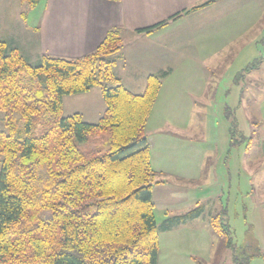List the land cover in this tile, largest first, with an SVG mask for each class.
Listing matches in <instances>:
<instances>
[{"label": "trees", "instance_id": "trees-1", "mask_svg": "<svg viewBox=\"0 0 264 264\" xmlns=\"http://www.w3.org/2000/svg\"><path fill=\"white\" fill-rule=\"evenodd\" d=\"M21 1L34 8L41 0ZM181 15L137 32L150 34ZM121 48L111 29L82 58L42 56L31 64L0 40V264H158L159 233L202 214L197 206L156 224L145 128L168 72L147 76L143 92L132 93L113 71ZM94 87L105 104L95 123L62 116L64 96ZM104 135L100 148H79ZM210 226L233 249L219 216ZM247 250L234 255L236 264L257 254Z\"/></svg>", "mask_w": 264, "mask_h": 264}, {"label": "rangeland", "instance_id": "rangeland-1", "mask_svg": "<svg viewBox=\"0 0 264 264\" xmlns=\"http://www.w3.org/2000/svg\"><path fill=\"white\" fill-rule=\"evenodd\" d=\"M9 2L6 0L4 4ZM19 3L24 5L22 17L29 14L34 18L39 12L38 5L29 9L21 0ZM15 28L1 26L0 32H14ZM251 29L257 30L256 27ZM259 40L255 50L253 42L244 44L242 39L235 46L234 54L210 56L208 64L219 66V71L210 72L203 67L201 73L189 76L191 80L187 89L177 83L181 77L177 74L169 81L173 90L162 81L163 88L154 102L148 128L156 126L155 121L160 116L167 118L172 109L173 116H180L181 109L195 135L185 143L200 150L201 168L193 181L199 184L194 187L172 181L168 182L170 186H163L168 194L166 201L172 205L154 209L156 224L194 209L197 199V204L204 209L197 220L159 233L158 264H236L234 255L246 246V255L257 251L248 264H264V34ZM23 50L32 58L36 55L33 47L25 46ZM42 56L45 55L38 56L36 61L26 58L35 64ZM253 65L256 68L247 71ZM180 86L182 92L178 90ZM170 91L173 107L169 100ZM181 99L183 104L178 106ZM62 103V116L80 113L86 123H95L105 110L98 87L88 93L64 96ZM161 125L156 127L171 128L169 122ZM232 125L237 133L233 134L231 141L229 130ZM0 129L4 130L1 121ZM107 138L104 135L91 139L79 148L85 152L100 148ZM153 141L154 137H148V143ZM181 189L191 190L184 193ZM217 216L229 227L233 249L224 248L220 237L211 229L210 220Z\"/></svg>", "mask_w": 264, "mask_h": 264}, {"label": "crops", "instance_id": "crops-1", "mask_svg": "<svg viewBox=\"0 0 264 264\" xmlns=\"http://www.w3.org/2000/svg\"><path fill=\"white\" fill-rule=\"evenodd\" d=\"M5 1L0 3V28H16L14 32H0V40L14 45L30 61H36L40 55L66 60L82 58L99 46L109 30H118L122 48L113 71L136 94L143 92L147 76L166 71L163 83H167L169 90H173L169 81L176 74L181 76L177 83L187 89L189 76L201 73L203 67L210 72L219 71V66L208 64L210 56L234 54L242 39L244 44L253 42L255 50L264 34V0H41L34 18L29 14L22 17L24 5L19 0L4 4ZM177 14L182 15L159 30L150 34L137 32ZM210 42L215 43L214 47ZM25 46L35 49L33 58L23 50ZM178 90L182 92L183 87ZM171 92L169 100L173 107ZM182 104V99L177 102L178 106ZM171 111L167 118L159 117V124L169 122L170 129L157 128L159 119L156 126L149 129L146 124L145 128L146 137H154L149 142L151 167L156 173L152 201L154 209L160 210L172 205L166 201L168 194L163 186L172 181L194 187L199 184L193 181L201 168L200 150L185 143L188 138H195L193 127L188 126L181 109L180 116H173ZM187 190L191 189H181L184 193Z\"/></svg>", "mask_w": 264, "mask_h": 264}]
</instances>
